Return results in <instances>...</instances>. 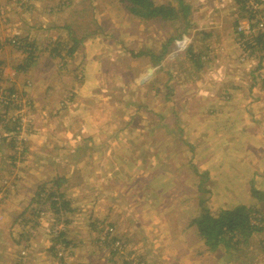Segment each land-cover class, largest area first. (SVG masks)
Masks as SVG:
<instances>
[{"label":"rangeland","instance_id":"1","mask_svg":"<svg viewBox=\"0 0 264 264\" xmlns=\"http://www.w3.org/2000/svg\"><path fill=\"white\" fill-rule=\"evenodd\" d=\"M240 2L241 7L246 8L248 19L245 20L253 17L251 9L264 13V0ZM138 20L123 9L119 0H0V33L22 38L11 40L16 53L23 50L28 52V58L39 56L36 64L35 59L28 66V79H25L28 82L21 81V84L27 83L23 91L3 83L5 77L2 79L3 72L0 71V89L28 93L26 108L19 112L9 110L6 118L0 117V264H30L33 256L28 257L34 252L40 255L32 260L40 259L41 253L44 255L41 245L48 250L53 247L49 264H86L87 259L83 260V257L89 251L100 253L101 264H178L180 261L185 264H231L244 254L251 259L262 257V251L249 252L252 236L249 244L239 246V251L229 249L223 243L212 250L200 236L198 227L192 225L203 208L214 216L235 208L230 205V195L229 202L225 203L216 197L206 172L196 170L188 163L189 153L185 151L189 138L185 141V138L175 137L181 129L186 133V119L176 101L171 104L172 99H167L174 89L164 84L154 97L152 90H138L135 86L134 94L122 100L127 104L109 107L104 103H108L112 95V102L118 103L125 97L118 93L120 75L107 73L106 80L86 79L81 69L85 54L92 57L88 64L94 69H97L94 62L101 61V71L117 69L116 62L120 66L134 64L135 69L136 64H143L138 56L140 53L155 52L161 57L159 44L153 50L156 42L149 41L151 36L135 38L142 29L153 35L159 25L150 21L141 28ZM28 36L31 37L29 41ZM90 39L93 41L89 42ZM236 43L239 48L238 39ZM247 45L251 47L248 54L239 48L243 59L264 51V36L255 38L253 46L249 42ZM5 50L7 53L12 51ZM11 53L3 57L8 55L7 59L26 66L27 58L13 57ZM1 63L0 59V70ZM78 70V74L75 73ZM22 72L21 69L20 74L24 77ZM137 77L130 71L124 79L133 88L138 81L141 85V81L149 83L152 73L145 72ZM74 84L82 88L80 94H76L78 101L84 103L93 95L91 110L102 114L105 108L111 120L107 126L111 124V128L119 133V137H96L99 151L88 154L90 162L81 165L79 160L84 156L74 151L73 146L77 144H71L72 138H66L70 142L66 145L68 154L62 159V162L66 160L64 164L59 159L62 149L58 143L64 136L61 133L64 128L76 133L85 127L80 121L65 124L50 118L47 122L48 115L52 114L45 111L46 103L55 109L60 100L69 97L75 89ZM46 86L55 91L48 99L44 92ZM138 96L145 97L144 107L138 106ZM174 120L179 126L176 133L172 131ZM47 124L52 125L58 143L46 139ZM95 127L99 129V123ZM174 158L177 164L182 161L181 165L186 168L171 169L170 161ZM199 178L201 184L197 182ZM58 181L61 183L59 189ZM67 192L70 201L58 214L51 201L59 198L56 204L59 207L66 202L60 196L67 197ZM53 193L57 196L45 201ZM254 197L260 208L245 206L253 210L250 223L264 228V200H261L262 196L254 194ZM28 210L35 212L34 215ZM98 219H104V222ZM74 222L69 239L72 242L77 236L82 238V250H72V244L65 247L62 242L65 227ZM58 227L63 229L57 233ZM259 241L257 238L252 243L257 246ZM28 242L31 243L29 249L34 252L28 251ZM105 244L108 247H104Z\"/></svg>","mask_w":264,"mask_h":264},{"label":"crops","instance_id":"2","mask_svg":"<svg viewBox=\"0 0 264 264\" xmlns=\"http://www.w3.org/2000/svg\"><path fill=\"white\" fill-rule=\"evenodd\" d=\"M154 2L157 6H173L176 10H180L182 15H184V10L187 16L186 19L183 16L184 19L180 18L175 22L152 21L153 24L159 25V27L156 26L157 29H154L153 35L142 29L139 35L135 36V38L151 36V38H146L149 41L156 42L154 51L155 46L159 44V48H161L159 51L162 50L161 57L156 55L155 52L146 55L140 53L138 56H141L140 59L143 64H136L137 67L135 69H133L134 64L120 66L116 62L115 66H118L117 69L109 70L104 68L101 71V61L99 63L97 61L94 62L97 63V69H94L88 64L92 57L85 54L81 69L83 68L86 79L95 80L97 78L106 80L107 73L109 75H120L118 81H120L121 87L118 93L125 97L123 99L121 97V101L118 103L112 102V95L109 98V102L104 103L109 105V107L127 104L122 100L134 94L135 86L138 90L143 88L148 91L152 90L154 97H156L157 94L155 92H160L158 88H162L164 84H169L174 91H172V95L170 93L167 96V99H172L171 104L176 101L180 106L182 115L186 119V133L182 132L181 129L175 137L185 138V141L189 138L186 146L187 150L185 151L186 154L189 153L188 163L194 169L203 170L209 175L208 182L214 187L216 197L223 203L229 202L230 195V205L233 208L240 205L256 209L260 208V203L259 205L257 204V197H254L253 193H257L258 197L262 196L261 200H264V80L261 79L264 76V51L251 55L250 59L247 56L243 59V55L239 50L240 47L238 48L237 46L238 35L236 34V28L245 19H248L245 16L246 8L241 7L240 0H154ZM138 22L141 28L149 24V21L140 19ZM14 37L22 39L19 35L0 33V57H2L0 58L2 60L0 71L3 72L2 79L5 77L3 83L5 82L16 90L23 91V88L27 86L26 82H28L26 81L28 79V66H31V60L35 59L36 62H33L36 64L39 56L28 58V52L23 50L16 53V49L11 45V40ZM89 38H85L82 43ZM30 39L31 37L28 36V41ZM181 40H183V46L179 47L178 42ZM91 41L93 39H90L89 42ZM158 41L162 42V45ZM5 49L12 51L7 53ZM159 51H156V53L159 54ZM10 53L13 54V57L27 58L26 66H22L20 61L16 63L14 59L13 61L10 58L7 59L8 55L5 58L3 57L5 54ZM21 69L24 77L20 74ZM79 70L75 73L78 74ZM104 71L106 73L102 74ZM130 71L136 73L138 77L145 72L147 74L152 73V77L149 83L146 82L147 84H145L144 81H141V85L138 81L131 88L128 86L130 85L129 82H125L124 79V76ZM22 80L26 82L21 84ZM74 86L73 93L68 94L69 97L67 96L60 100L56 104L55 109L49 105V102L45 104V111H49L52 114L48 115L50 117L47 122L51 120L50 118L65 124L66 122L80 121L83 124L82 126L85 127L84 130L72 133L71 129L64 128L61 131L64 136L58 143V137H56L54 130L51 129L52 125L48 126L47 124L48 128L45 136L47 140H52V142L59 144L62 149L59 158L61 162L68 154L66 145L70 141L66 140V138H72L71 144H77L75 147L73 146L74 151L84 156L81 160H79L80 156L77 158L81 165L90 162L88 154L91 155L92 152L94 154L99 151L100 148L97 145L99 141L96 143L94 140L96 137L97 139H107L114 135L119 137V133L111 128V124L107 126V122L111 120L110 116L105 113V108L102 114H96L94 110H91L94 106L91 102L94 101L93 95L82 103L76 98V94H80L79 90L82 88H77L76 84ZM62 91L64 90L62 89ZM44 92L46 94L45 98L48 99L50 93L52 92L53 94L55 91L46 86ZM65 94H61V96ZM94 96L95 98L97 97V92ZM73 97L74 99H72ZM138 98L140 100L138 101V106L144 107L145 97L138 96ZM148 103L150 102L148 101ZM2 113L3 109L0 108V117H3ZM45 114L47 115V113ZM74 116L77 117L75 118ZM98 123L100 125L99 129L95 127ZM101 124L104 125L102 126ZM172 126L173 133L178 132L177 121ZM33 138L31 137L30 139ZM79 140L81 141L80 143ZM92 145L95 146L94 149L96 150L92 149ZM25 152L26 154L28 153L27 150ZM65 161L63 160L62 164ZM26 164L28 163L26 162ZM121 164L129 166V163L122 162ZM181 164L182 161L177 164L175 158L170 161V167L173 170L185 169L186 165ZM135 167L139 169L140 166L136 165ZM200 180L199 178L197 181L199 184L202 182ZM65 195L67 197H62V199H65L67 203L70 201V196H68V192ZM262 203L264 206V201ZM17 207L21 210L19 206ZM17 207L15 208L17 209ZM32 210H28L30 215L35 213H30ZM92 220L94 219L92 218ZM98 220H103L102 222H104V219ZM70 224L65 227L67 230L63 234L64 239L62 242L64 244H66L65 241H70L69 237L73 232L71 229L76 222L72 225ZM39 231L42 230L40 229ZM77 237H75L76 241H70L68 244L73 245L72 250L74 248L84 249L82 238ZM257 238L260 241L256 246L252 242ZM29 244L31 243L28 242V249ZM261 247H264V228L263 231L252 235L249 248L250 253L262 251V257L259 259L252 257L253 259H251L247 254H244L231 264H264V250ZM47 248L41 245V252H44V255L41 253L40 259L34 260L32 259L38 257L40 253L29 249V252H34V255L28 257L30 259L33 256L29 263L49 264V258L53 257V247L49 250ZM95 248L98 249L96 246ZM88 253L83 257V260L87 259L86 264L92 262L101 264L99 252L89 251ZM75 254L78 255L77 253ZM178 264L185 263L180 261Z\"/></svg>","mask_w":264,"mask_h":264},{"label":"trees","instance_id":"3","mask_svg":"<svg viewBox=\"0 0 264 264\" xmlns=\"http://www.w3.org/2000/svg\"><path fill=\"white\" fill-rule=\"evenodd\" d=\"M119 1L122 4L123 9L131 16L137 17L143 21L175 22L182 18V12L180 10H176L173 6L169 5L157 6L154 0ZM183 12L184 15L182 16L186 19V12L184 10ZM96 32L98 33V30ZM57 185L59 189L61 183L58 181ZM254 194L258 196L257 193ZM55 195V193L49 195L45 201H51L53 197L57 196ZM60 198H62V196H60ZM58 202L59 198L56 197L54 201H51V204L54 208H56V211H58L57 213L61 214L62 210H64L68 204L64 201L65 203H62V206L60 205L57 207L56 204H58ZM202 211L203 212L200 216L192 222V225H196L198 227L200 236L206 241V244L212 250L223 243L227 248L239 251V246L241 244H249L248 242L254 233L263 231L262 226L257 227L251 225L250 215L253 213V210L245 206H238L234 210L222 211L218 216L212 215L205 208H203ZM63 234L62 236L64 237ZM65 243L68 245L69 241H65ZM66 244L64 245L67 247ZM104 247H108L107 244H105Z\"/></svg>","mask_w":264,"mask_h":264},{"label":"built area","instance_id":"4","mask_svg":"<svg viewBox=\"0 0 264 264\" xmlns=\"http://www.w3.org/2000/svg\"><path fill=\"white\" fill-rule=\"evenodd\" d=\"M252 4L254 5V2H252ZM253 10L256 9H251L253 17L250 18V20H244V22L239 24L236 28V34L238 35V43L240 47H242V49L246 51L247 54L251 51V47H249L247 43L249 42L253 46L255 38H257L259 35L264 36V13L260 14L257 13V11ZM178 46H183V40L178 42ZM261 78L262 80H264V76H262ZM27 101L28 93L26 92L20 93L17 91L0 89V105L3 109V117L5 118L8 115L9 110L15 109L17 112H19L23 108H26ZM61 229H63V227H60L58 230H56V232L58 233ZM108 232L104 234L103 238L107 236Z\"/></svg>","mask_w":264,"mask_h":264}]
</instances>
